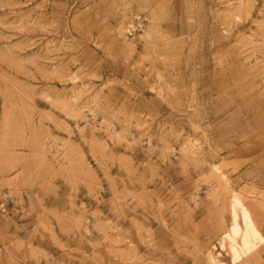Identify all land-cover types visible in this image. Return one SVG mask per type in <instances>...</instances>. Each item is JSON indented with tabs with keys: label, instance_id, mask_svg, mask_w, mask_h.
<instances>
[{
	"label": "rangeland",
	"instance_id": "374dc122",
	"mask_svg": "<svg viewBox=\"0 0 264 264\" xmlns=\"http://www.w3.org/2000/svg\"><path fill=\"white\" fill-rule=\"evenodd\" d=\"M231 191L264 236V0H0V264H208Z\"/></svg>",
	"mask_w": 264,
	"mask_h": 264
},
{
	"label": "bare ground",
	"instance_id": "6f19581e",
	"mask_svg": "<svg viewBox=\"0 0 264 264\" xmlns=\"http://www.w3.org/2000/svg\"><path fill=\"white\" fill-rule=\"evenodd\" d=\"M213 171L228 187L227 176L217 167ZM223 228L218 246L220 252L208 250L205 254L207 263L225 264L220 260L222 252L230 256L232 264L256 263L261 254L260 248L264 243V236L244 199L235 191L230 192L229 220L227 226Z\"/></svg>",
	"mask_w": 264,
	"mask_h": 264
}]
</instances>
